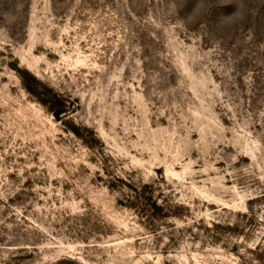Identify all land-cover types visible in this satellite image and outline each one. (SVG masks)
I'll list each match as a JSON object with an SVG mask.
<instances>
[{
  "label": "rangeland",
  "instance_id": "rangeland-1",
  "mask_svg": "<svg viewBox=\"0 0 264 264\" xmlns=\"http://www.w3.org/2000/svg\"><path fill=\"white\" fill-rule=\"evenodd\" d=\"M0 264H264V0H0Z\"/></svg>",
  "mask_w": 264,
  "mask_h": 264
},
{
  "label": "trees",
  "instance_id": "trees-1",
  "mask_svg": "<svg viewBox=\"0 0 264 264\" xmlns=\"http://www.w3.org/2000/svg\"><path fill=\"white\" fill-rule=\"evenodd\" d=\"M56 115H58V113H56Z\"/></svg>",
  "mask_w": 264,
  "mask_h": 264
}]
</instances>
